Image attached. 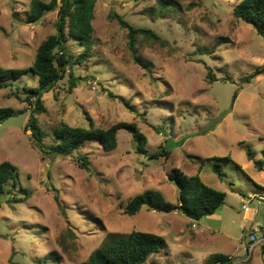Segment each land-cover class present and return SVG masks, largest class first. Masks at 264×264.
I'll return each instance as SVG.
<instances>
[{"label": "rangeland", "instance_id": "374dc122", "mask_svg": "<svg viewBox=\"0 0 264 264\" xmlns=\"http://www.w3.org/2000/svg\"><path fill=\"white\" fill-rule=\"evenodd\" d=\"M31 1L0 0V67L29 70L12 87L0 89V107L18 115L0 124V164L17 168V188L7 186L0 194V264H86L105 243L134 231L159 235L168 244L145 264H207L218 254L231 264H264L260 247L244 262L242 240L243 226L264 231V202L249 199L254 192L264 196V169L255 165L264 163V73L247 81L264 69V39L235 17L238 2L175 0L161 11L158 0H97L92 57L71 64L43 96L46 111L38 119L46 145L62 124L92 123L107 130L127 122L147 137L148 155L170 153L151 160L136 152L125 129L113 152L95 141L70 156L37 148L25 130L32 109L15 96L39 86L30 68L39 46L55 33L57 12L26 24ZM111 13L161 38L164 44L136 40V54L152 65L151 72L135 63L128 31ZM67 48L74 57L83 52L74 40ZM70 73L82 79L73 90ZM103 89L130 101L135 112ZM215 157L221 159L223 179L213 172ZM173 169L190 177L200 173L206 185L226 195L215 217L200 222L146 207L125 214L127 203L148 190L176 204L177 188L168 180Z\"/></svg>", "mask_w": 264, "mask_h": 264}, {"label": "trees", "instance_id": "16d2710c", "mask_svg": "<svg viewBox=\"0 0 264 264\" xmlns=\"http://www.w3.org/2000/svg\"><path fill=\"white\" fill-rule=\"evenodd\" d=\"M175 0H158L161 11L168 7ZM238 4L234 7V15L247 24L254 27L257 33L264 39V0H236ZM97 0H32L31 9L25 20L26 24L39 23L47 13L57 12L55 33L42 42L37 50L36 59L30 71L39 78L37 88L24 87L15 96L23 103H27L32 109L25 130L31 131L35 145L43 154L55 156H70L73 152L84 146L87 142H98L104 151L113 152L118 147V133L125 129L133 135L135 149L138 154L145 155L151 160L159 157L170 156V153L163 150L161 153L148 155L146 148L148 139L141 133L134 123L120 122L111 128L98 129L90 123L89 128L71 127L62 124L53 132V143L46 145L44 139L46 133L41 129L38 116L45 113L43 96L50 92L58 82L65 78L71 64H82L92 57L95 41L94 26L95 8ZM110 19L115 20L122 28L128 31V47L132 52L134 61L148 72L152 71V65L145 62L136 54V40L138 37L153 40L164 44L161 38L150 29L136 28L125 21L122 16L111 13ZM74 40L83 48V52L74 57L69 54L67 42ZM29 73L24 69H4L0 67V89H8L15 82L20 81L23 76ZM264 73V69L257 71L251 78ZM210 78V75H209ZM82 80L75 78L70 73V90H73L77 83ZM108 96L118 99L128 110L135 112L130 101L103 89ZM24 96V98L21 97ZM237 93L234 95V100ZM15 111L11 108L0 107V124ZM252 158V152L249 151ZM83 167L88 169L86 157L82 158ZM203 160L202 165L207 161ZM213 172L221 179L224 177L223 166L220 158H213ZM255 165L264 169V163L256 160ZM17 168L10 162L0 164V194L6 193V187L17 188ZM168 180L177 188V203L168 202L158 191L148 190L134 197L127 203L125 214L134 216L144 207L162 212L182 213L194 221H200L208 216L215 215L225 204L226 195L206 185L200 174L187 176L179 169H173L168 174ZM26 196L28 192L24 189ZM168 248L166 240L156 234L144 232H132L127 236L105 243L97 249L86 264H145L151 256ZM232 260L225 255H214L209 257L207 264H231Z\"/></svg>", "mask_w": 264, "mask_h": 264}, {"label": "built area", "instance_id": "2783aa9c", "mask_svg": "<svg viewBox=\"0 0 264 264\" xmlns=\"http://www.w3.org/2000/svg\"><path fill=\"white\" fill-rule=\"evenodd\" d=\"M250 200H257L258 205L264 202V196H252L249 198ZM249 202H247V206L244 207L243 212L249 213L250 209L248 207ZM242 240L245 242L246 254L244 258V262H248L254 255V252L257 248H264V231L259 228H250L244 229L242 233Z\"/></svg>", "mask_w": 264, "mask_h": 264}, {"label": "crops", "instance_id": "0c3cea01", "mask_svg": "<svg viewBox=\"0 0 264 264\" xmlns=\"http://www.w3.org/2000/svg\"><path fill=\"white\" fill-rule=\"evenodd\" d=\"M200 171H201V169H200ZM200 174V173H199ZM256 185H257V187L258 188H260L261 186L260 185H258L257 183H256ZM264 190V189H263ZM256 193L257 192H254V194H252V195H256ZM216 215H212V216H208L209 218H212V217H215ZM248 216V213H246L245 214V217H247ZM208 217H206V218H208ZM206 218H203L202 220H200V222H204V220L206 219ZM195 227V225H193V228ZM244 229H246L244 226L242 227V230H244ZM243 233V232H242ZM262 253L264 254V248H262Z\"/></svg>", "mask_w": 264, "mask_h": 264}, {"label": "water", "instance_id": "95a60500", "mask_svg": "<svg viewBox=\"0 0 264 264\" xmlns=\"http://www.w3.org/2000/svg\"><path fill=\"white\" fill-rule=\"evenodd\" d=\"M18 115H16V114H13V115H10L8 118H10V117H17Z\"/></svg>", "mask_w": 264, "mask_h": 264}]
</instances>
